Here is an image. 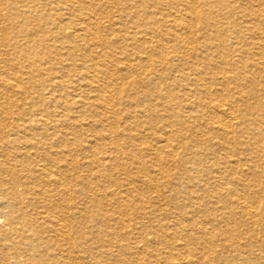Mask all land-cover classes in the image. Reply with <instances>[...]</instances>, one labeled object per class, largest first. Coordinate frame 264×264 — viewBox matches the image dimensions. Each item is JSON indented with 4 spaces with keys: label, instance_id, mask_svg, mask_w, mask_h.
Segmentation results:
<instances>
[{
    "label": "bare ground",
    "instance_id": "1",
    "mask_svg": "<svg viewBox=\"0 0 264 264\" xmlns=\"http://www.w3.org/2000/svg\"><path fill=\"white\" fill-rule=\"evenodd\" d=\"M0 264H264V0H0Z\"/></svg>",
    "mask_w": 264,
    "mask_h": 264
},
{
    "label": "rangeland",
    "instance_id": "2",
    "mask_svg": "<svg viewBox=\"0 0 264 264\" xmlns=\"http://www.w3.org/2000/svg\"><path fill=\"white\" fill-rule=\"evenodd\" d=\"M133 237V236H132ZM114 249H115V251H114ZM112 251H114V253H116L117 254V251H116V248L114 247V248H112Z\"/></svg>",
    "mask_w": 264,
    "mask_h": 264
}]
</instances>
